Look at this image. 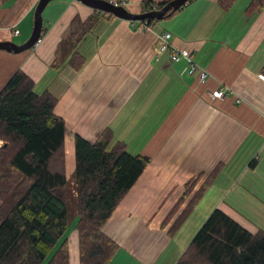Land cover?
Returning <instances> with one entry per match:
<instances>
[{
  "label": "crops",
  "instance_id": "obj_1",
  "mask_svg": "<svg viewBox=\"0 0 264 264\" xmlns=\"http://www.w3.org/2000/svg\"><path fill=\"white\" fill-rule=\"evenodd\" d=\"M38 1L0 0V42H26ZM252 1L234 0L225 9L220 0H191L143 30L138 22L101 17L77 48L80 68L66 61L54 69L69 23L96 11L78 0H54L42 12L37 45L20 53L0 50V90L22 71L35 93L56 98L68 178L77 136L95 142L110 130L130 155L150 158L102 228L118 246L109 264H175L181 253L169 228L202 188L195 207L213 196L211 213L221 211L251 234L264 232V8L249 9ZM127 8L143 9L140 0ZM163 33L208 72L206 82L187 74L186 61L171 63L169 49L157 53ZM219 90L224 99H211ZM71 225L69 260L79 264L75 220Z\"/></svg>",
  "mask_w": 264,
  "mask_h": 264
},
{
  "label": "trees",
  "instance_id": "obj_2",
  "mask_svg": "<svg viewBox=\"0 0 264 264\" xmlns=\"http://www.w3.org/2000/svg\"><path fill=\"white\" fill-rule=\"evenodd\" d=\"M140 1L141 13L166 4ZM233 2L220 0L225 9ZM260 7L264 0H253L248 8ZM101 17L115 18L94 11L85 21L72 19L55 51L54 69L66 61L80 68L84 59L77 48ZM153 22L141 21L137 27ZM56 102L48 92L35 93L33 81L22 71L0 90V264H70L68 230L74 220L79 264H109L118 246L102 228L150 163L148 157L130 155L106 130L95 142L74 138V170L68 178L66 128L54 113ZM204 191L175 218L170 236ZM179 208L180 203L174 206L163 227ZM175 264H264V232L251 234L214 210Z\"/></svg>",
  "mask_w": 264,
  "mask_h": 264
},
{
  "label": "water",
  "instance_id": "obj_3",
  "mask_svg": "<svg viewBox=\"0 0 264 264\" xmlns=\"http://www.w3.org/2000/svg\"><path fill=\"white\" fill-rule=\"evenodd\" d=\"M54 0H39L34 12L33 28L29 38L21 45L15 44L11 41L0 42V50L20 53L22 51L28 50L35 46V44L40 40L42 33V12L46 6ZM83 5L102 12L113 15L115 18L131 21V22H141L145 20H155L160 21L175 11L179 10L186 3L191 0H171L167 2L161 9L153 10L149 12H143L139 14H134L128 11L122 6H116L110 3L108 0H78Z\"/></svg>",
  "mask_w": 264,
  "mask_h": 264
},
{
  "label": "rangeland",
  "instance_id": "obj_4",
  "mask_svg": "<svg viewBox=\"0 0 264 264\" xmlns=\"http://www.w3.org/2000/svg\"><path fill=\"white\" fill-rule=\"evenodd\" d=\"M126 9L130 10V8H126ZM0 142L3 144L2 141H0ZM72 162H73V160H72ZM68 164H69V162H68ZM216 200L217 199L215 197H213V196L212 197H208V198L206 197L199 204L198 207H195V209L193 210L194 212L190 216H188L186 218V220H184V222L179 227V229L173 234L174 244L176 246H178L177 254L178 253L182 254L185 251V249L189 246V244L191 243L193 237L196 235V233L201 229L202 225L208 219V217H209L208 213L213 209L214 202ZM70 209H71L70 212H73V210H72L73 206H71ZM68 232H69V236L74 234L75 230L73 228V225H71L69 227ZM166 259H164L162 261H165ZM177 259H179V257ZM122 263H124V262L122 261ZM163 263L170 264L169 261L163 262Z\"/></svg>",
  "mask_w": 264,
  "mask_h": 264
},
{
  "label": "built area",
  "instance_id": "obj_5",
  "mask_svg": "<svg viewBox=\"0 0 264 264\" xmlns=\"http://www.w3.org/2000/svg\"><path fill=\"white\" fill-rule=\"evenodd\" d=\"M110 3L116 5V6H122L124 8H127L130 5L131 0H108ZM157 10V9H156ZM145 29L146 26H141L139 29ZM15 34L18 33V31L14 32ZM159 39L162 41V44L159 48H157V53L162 54L163 52L169 51V61L171 63H177L181 60H184L188 64L187 68V74L189 76H196L197 81L200 83H204L208 80V72L204 69L198 66L192 59L191 53L187 50H181L178 48H172L169 39L170 34L169 33H163L160 35ZM39 41L35 44L37 45ZM226 95L225 90H219L216 92H212L209 94L211 99H224ZM239 102V101H238Z\"/></svg>",
  "mask_w": 264,
  "mask_h": 264
}]
</instances>
